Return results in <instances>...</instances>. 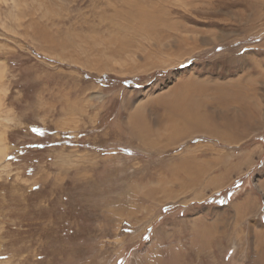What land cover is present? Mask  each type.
<instances>
[{
    "label": "rangeland",
    "instance_id": "374dc122",
    "mask_svg": "<svg viewBox=\"0 0 264 264\" xmlns=\"http://www.w3.org/2000/svg\"><path fill=\"white\" fill-rule=\"evenodd\" d=\"M263 190L264 0H0V264H264Z\"/></svg>",
    "mask_w": 264,
    "mask_h": 264
},
{
    "label": "bare ground",
    "instance_id": "6f19581e",
    "mask_svg": "<svg viewBox=\"0 0 264 264\" xmlns=\"http://www.w3.org/2000/svg\"><path fill=\"white\" fill-rule=\"evenodd\" d=\"M175 103L176 102H174V104L172 105V109H171V112H172L171 120H175L173 125H175V128L177 129L178 133H180V134H188V133L190 134V132H193V133L205 132V133H207V135H210L213 137L215 136L222 141L232 142V135L229 134L230 137H227L228 133L231 132V129L233 130L232 132H236L237 129H240V128H238V124H236V126H235V124H233V126H231V127L229 125H227V126L223 127V130H225L223 133V132H221V129L218 125H214V122L212 121L213 119H212L211 115H209L207 113L202 115V114H200L199 111H196L195 109L179 110V108L175 107ZM250 122L252 124V118L250 119ZM175 123H178V125H176ZM240 130L243 131L242 129H240ZM179 169H182V168H179ZM179 169H178V171L180 172ZM183 171L188 174V178H190V179L195 178L192 181L199 179L198 176L200 174H202V178L204 175L203 174L204 172L202 169H200L198 167L195 168L193 165H190L189 163L187 164L185 162L183 163ZM262 189H263V187H262ZM246 209H247V207H246Z\"/></svg>",
    "mask_w": 264,
    "mask_h": 264
}]
</instances>
